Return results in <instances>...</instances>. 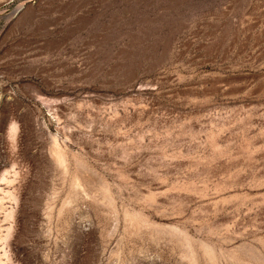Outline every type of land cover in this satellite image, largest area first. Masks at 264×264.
I'll return each instance as SVG.
<instances>
[{"label": "rangeland", "instance_id": "1", "mask_svg": "<svg viewBox=\"0 0 264 264\" xmlns=\"http://www.w3.org/2000/svg\"><path fill=\"white\" fill-rule=\"evenodd\" d=\"M0 199V264H264V0H0Z\"/></svg>", "mask_w": 264, "mask_h": 264}, {"label": "bare ground", "instance_id": "2", "mask_svg": "<svg viewBox=\"0 0 264 264\" xmlns=\"http://www.w3.org/2000/svg\"><path fill=\"white\" fill-rule=\"evenodd\" d=\"M56 153V152H55ZM61 155V154H60ZM59 160V159H58ZM59 162V161H58ZM4 178V177H3ZM2 180V179H1ZM1 182H3V181H1ZM6 193V192H5ZM7 194V193H6ZM1 200V199H0ZM15 200V199H14ZM9 214V216H10V212H8ZM8 218V217H7ZM3 240H5V239H3ZM3 250V249H2ZM5 255V254H4Z\"/></svg>", "mask_w": 264, "mask_h": 264}]
</instances>
